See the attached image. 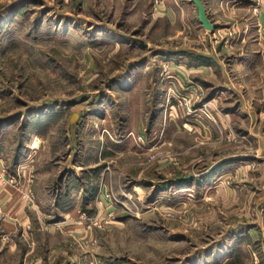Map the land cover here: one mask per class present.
Wrapping results in <instances>:
<instances>
[{
	"label": "rangeland",
	"instance_id": "1",
	"mask_svg": "<svg viewBox=\"0 0 264 264\" xmlns=\"http://www.w3.org/2000/svg\"><path fill=\"white\" fill-rule=\"evenodd\" d=\"M201 2L0 0V264H264V0Z\"/></svg>",
	"mask_w": 264,
	"mask_h": 264
},
{
	"label": "water",
	"instance_id": "2",
	"mask_svg": "<svg viewBox=\"0 0 264 264\" xmlns=\"http://www.w3.org/2000/svg\"><path fill=\"white\" fill-rule=\"evenodd\" d=\"M191 2L197 8V20L199 23H201L205 29L213 30L214 24L208 19L205 6L202 4L201 0H191Z\"/></svg>",
	"mask_w": 264,
	"mask_h": 264
},
{
	"label": "crops",
	"instance_id": "3",
	"mask_svg": "<svg viewBox=\"0 0 264 264\" xmlns=\"http://www.w3.org/2000/svg\"><path fill=\"white\" fill-rule=\"evenodd\" d=\"M0 179H1V173H0ZM4 191H5V193L9 192V190L6 191L5 189H4ZM15 202H16V201H15ZM14 207H15V208H14ZM14 207H12V208L14 209L15 212H17L18 210H20V209H17L18 206L15 205Z\"/></svg>",
	"mask_w": 264,
	"mask_h": 264
}]
</instances>
